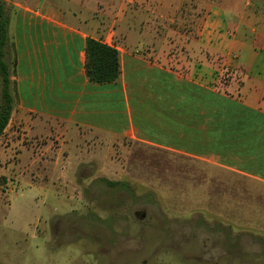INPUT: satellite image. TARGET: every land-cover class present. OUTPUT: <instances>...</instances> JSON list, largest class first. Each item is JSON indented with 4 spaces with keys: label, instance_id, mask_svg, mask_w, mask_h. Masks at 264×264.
<instances>
[{
    "label": "rangeland",
    "instance_id": "obj_1",
    "mask_svg": "<svg viewBox=\"0 0 264 264\" xmlns=\"http://www.w3.org/2000/svg\"><path fill=\"white\" fill-rule=\"evenodd\" d=\"M212 2L184 0L174 15L126 1L114 31L104 20L101 39L120 59L128 52L223 91L247 76L231 49L245 41L255 49L249 62L262 56L264 7L244 37L220 38L208 22ZM143 89L135 88V115L154 129L147 135L84 134L73 148L57 131L9 126L0 139L9 152L0 159V264H264V182L176 150L173 126L159 131L163 107Z\"/></svg>",
    "mask_w": 264,
    "mask_h": 264
},
{
    "label": "crops",
    "instance_id": "obj_2",
    "mask_svg": "<svg viewBox=\"0 0 264 264\" xmlns=\"http://www.w3.org/2000/svg\"><path fill=\"white\" fill-rule=\"evenodd\" d=\"M126 1L130 0H7L13 10L8 60L13 52L18 96L7 129L14 123L43 137L57 131L66 135L73 148L84 134L119 139L147 135L154 129L135 115L141 104L135 98L140 94L135 88L143 85L152 98L149 102L163 107V113L157 115L160 133L173 126L176 150L189 151L200 161L264 182V51L249 62L255 49L248 42L231 49L230 53L241 57L236 68L246 69L247 76L223 91L214 88L210 78L185 77L163 64L142 62L128 52L121 56V75L116 82L94 84L85 71L87 40L111 46L108 39H101L108 28L104 20L112 23L111 29L120 23L118 7ZM143 1L159 8L173 7L176 15L184 0ZM212 1L208 22L211 33L220 34V38L232 32L244 37L248 23L260 16L258 9L264 7V0ZM134 32L128 26V43L135 41ZM219 49L221 54L227 53L223 46ZM144 71L154 77H145ZM168 118H173L174 124ZM7 150L0 148V159L8 158Z\"/></svg>",
    "mask_w": 264,
    "mask_h": 264
},
{
    "label": "trees",
    "instance_id": "obj_3",
    "mask_svg": "<svg viewBox=\"0 0 264 264\" xmlns=\"http://www.w3.org/2000/svg\"><path fill=\"white\" fill-rule=\"evenodd\" d=\"M11 7L7 0H0V139L5 133L17 104V88L13 80L15 62L8 60V29ZM85 71L90 82L107 85L121 75L119 52L107 44L87 40Z\"/></svg>",
    "mask_w": 264,
    "mask_h": 264
}]
</instances>
